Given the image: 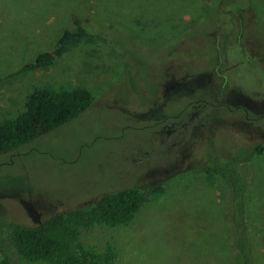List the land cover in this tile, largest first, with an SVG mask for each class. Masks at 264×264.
Wrapping results in <instances>:
<instances>
[{
    "label": "rangeland",
    "instance_id": "374dc122",
    "mask_svg": "<svg viewBox=\"0 0 264 264\" xmlns=\"http://www.w3.org/2000/svg\"><path fill=\"white\" fill-rule=\"evenodd\" d=\"M65 1L0 0V120L34 87L81 86L94 97L0 155V223L36 224L122 188L159 187L128 224L91 228L82 241L114 245L115 264H232L228 187L200 166L211 152L264 145V0ZM70 12L110 19L117 48L82 44L47 69L15 73L54 45ZM240 168L264 264V152Z\"/></svg>",
    "mask_w": 264,
    "mask_h": 264
},
{
    "label": "trees",
    "instance_id": "16d2710c",
    "mask_svg": "<svg viewBox=\"0 0 264 264\" xmlns=\"http://www.w3.org/2000/svg\"><path fill=\"white\" fill-rule=\"evenodd\" d=\"M115 7L120 8L118 4ZM70 13L68 25L61 29L54 45L35 54L15 73L47 69L57 58L82 44L117 48L109 34L114 28L110 19L102 21L88 12ZM126 80L137 90L130 75ZM93 101L91 92L81 86L34 87L16 116L0 120V155L72 120ZM263 152L262 143L222 155L211 152L200 166L204 173L222 180L228 187L225 231L232 264H256L254 245L249 238L247 180L240 167ZM158 190L159 187L140 190L130 186L103 195L89 206L55 214L36 224L1 222L0 264H115L118 254L114 245L105 243L102 249L87 245L82 241V233L97 226L114 228L128 224L148 195Z\"/></svg>",
    "mask_w": 264,
    "mask_h": 264
},
{
    "label": "flooded vegetation",
    "instance_id": "af4514ba",
    "mask_svg": "<svg viewBox=\"0 0 264 264\" xmlns=\"http://www.w3.org/2000/svg\"><path fill=\"white\" fill-rule=\"evenodd\" d=\"M259 42L260 41H264V39L263 38H261V39H257ZM258 47H259V45H257ZM248 56V55H247ZM251 61V60H250ZM257 61H259V60H256V62ZM259 63L261 64V65H263V63H261V61H259ZM195 106V105H194ZM193 114H195V112H193ZM188 119H192V115H190V117L188 118ZM174 124H176V123H174V122H172L170 125H167L168 127V129L165 131L167 134H169V133H171V131H175V127L173 126ZM182 125H183V127L185 126V124L184 123H181ZM173 126V127H172ZM186 127V126H185ZM169 128H171V129H169Z\"/></svg>",
    "mask_w": 264,
    "mask_h": 264
}]
</instances>
